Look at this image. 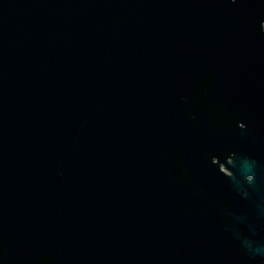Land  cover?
Here are the masks:
<instances>
[{"label": "water", "instance_id": "obj_1", "mask_svg": "<svg viewBox=\"0 0 264 264\" xmlns=\"http://www.w3.org/2000/svg\"><path fill=\"white\" fill-rule=\"evenodd\" d=\"M0 264H264V0H0Z\"/></svg>", "mask_w": 264, "mask_h": 264}]
</instances>
